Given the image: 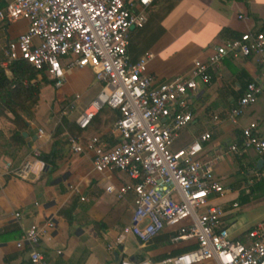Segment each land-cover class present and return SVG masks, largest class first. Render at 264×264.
<instances>
[{"label": "built area", "instance_id": "obj_1", "mask_svg": "<svg viewBox=\"0 0 264 264\" xmlns=\"http://www.w3.org/2000/svg\"><path fill=\"white\" fill-rule=\"evenodd\" d=\"M153 1L6 0L0 9V25L20 20L27 25L8 43L4 56L8 64L17 58L27 60L56 88L63 86L70 70L89 67L98 92L74 119L80 129L90 126L103 107L119 111L112 125L119 138L116 143L97 134L85 139L67 136L73 152L89 154L96 172L116 170L128 177V182L117 187L106 186L117 199L133 196L128 223L107 249L123 243L127 236L144 244L162 231L171 233V244H194L159 261L119 258L117 264H264V227L246 231L242 239L231 238L222 225L223 209L209 203L210 197L224 192L213 174L214 159L200 156L209 133L204 131L186 146L173 149L180 131L192 119L197 81L208 82L209 70L225 57L262 55L264 33L250 31L225 38L212 47L208 61L194 60L189 74L155 82L148 70L152 53L144 50L132 62L127 52L131 31L144 26ZM260 91L259 85L246 83L227 120L234 123L246 107L256 103ZM79 99L76 93L67 101L61 116L75 111ZM240 137L242 149L258 156L264 153V139L257 136L254 124L241 128ZM229 150L238 151L239 144L232 142ZM40 155L34 149L33 159L12 169L6 163L5 168L27 179L36 162L41 163L39 170L44 168L43 161H38ZM263 175L264 168L254 177ZM71 188L80 192L77 186ZM54 227L46 219L23 230L14 245L25 248L28 264H48L38 245Z\"/></svg>", "mask_w": 264, "mask_h": 264}, {"label": "crops", "instance_id": "obj_2", "mask_svg": "<svg viewBox=\"0 0 264 264\" xmlns=\"http://www.w3.org/2000/svg\"><path fill=\"white\" fill-rule=\"evenodd\" d=\"M5 4L6 0H0V9ZM146 16L144 26L131 31L129 37L136 33V43L128 52L133 58H139L143 50L152 53L148 70L155 82L189 74L194 60L208 61L212 47L225 38L250 31L264 33V0H154ZM13 23L0 25V61L9 75L11 62L8 64L4 49L26 27L15 30ZM261 54L225 57L209 70L208 82L197 81L192 119L173 144V149H178L198 134L209 133L210 139L203 143L200 156L214 159V177L224 187V192L210 197L209 203L223 209L222 225L236 239L256 226L264 227V175L260 179L254 177L264 168V153L258 156L240 145L241 128L249 123L255 125L257 136L264 139V50ZM87 69L94 81L93 71ZM248 82L260 86L259 97L232 123L226 116ZM50 86L52 83L43 85L37 103L20 111L27 123L22 131L26 143L15 151L9 142L14 115L0 106V264H28L25 248H16L14 244L31 223L46 219H51L55 227L38 247L48 264H109V256L115 262L112 264H117L119 258L138 261L181 248L183 245L178 243L150 247L127 236L108 251L107 245L115 242L128 223L133 196L127 194L117 199L106 186L117 187L128 182V177L116 170L96 172L89 154L73 152L67 136L85 139L97 134L110 143L118 142L112 130L115 110L104 107L86 129L77 126L75 117L98 92V83L94 82L95 92L74 113L66 115L64 131L55 134L56 126L62 124L60 110L66 100L58 97L51 102L49 96L45 97L43 91L49 95ZM232 142L239 144L238 151L229 150ZM34 149L56 154V167H45L43 162L44 168L39 170L41 163L36 162L27 179L13 176L5 168L6 163L12 169L33 159ZM260 159L261 166L257 168ZM71 186H77L80 192ZM100 238L112 241L105 242V255L97 251ZM127 241L134 245L131 250H124Z\"/></svg>", "mask_w": 264, "mask_h": 264}, {"label": "trees", "instance_id": "obj_3", "mask_svg": "<svg viewBox=\"0 0 264 264\" xmlns=\"http://www.w3.org/2000/svg\"><path fill=\"white\" fill-rule=\"evenodd\" d=\"M135 34L130 36L128 39L127 52L130 49V46L135 45L134 43H136ZM234 37L236 36H231L228 38ZM130 58L132 62H135L138 59L137 57ZM8 70L10 72V75L7 73L6 68L1 65L0 61V106L14 115L12 120L14 128L9 129V142L11 148L13 149V151H15L17 147L26 143L22 131L26 129L27 123L21 117L22 114L19 108H22V110H26L34 106L37 103L40 88L45 84H50L51 82L48 81L43 71L37 70L30 62L21 58L14 59L9 64ZM39 76L40 78L37 79ZM24 81L26 82V85L23 83ZM118 116L119 111L115 110V116L113 119L117 118ZM65 117L66 115L62 116V124H58L56 126L55 134H59L64 131L63 126L68 123V120ZM71 133L75 134L74 132H72V128ZM38 158L45 163V167L52 168L56 167L57 165V160H55L56 154L54 153H41ZM170 238V232L162 231L144 244L150 247L156 245H166L170 243ZM242 238L243 236L239 239ZM192 247H194V244L184 245L179 249H172L168 252H162L160 254L154 255L150 257V259L153 261H159L163 258L181 253V251H185Z\"/></svg>", "mask_w": 264, "mask_h": 264}, {"label": "rangeland", "instance_id": "obj_4", "mask_svg": "<svg viewBox=\"0 0 264 264\" xmlns=\"http://www.w3.org/2000/svg\"><path fill=\"white\" fill-rule=\"evenodd\" d=\"M26 26V22L24 20H20L16 23H13V28L15 30H22ZM86 67L85 69L81 68H74L68 72L66 75V82L63 84V86L56 88V87H51L50 88V94L47 95L48 91H43L45 97L49 96L51 99L50 101L52 102L54 99L58 97H63L66 101H70L76 93H79L81 95V98L79 99L77 109L82 106V103H85L88 98L91 97V95L95 92V88L92 86L94 85L95 81L91 80L92 74L89 72V70ZM38 79V78H37ZM65 105L62 104V107ZM33 107V106H32ZM20 111H23L22 108H19ZM69 113H74V111H69ZM105 242H112L110 239H99L98 245L100 247L97 248V251L99 252L101 250L102 253L107 254L108 251L105 249ZM133 244L131 242L127 241L124 246V250L128 248V250L132 249ZM134 246V245H133ZM111 252V251H110ZM126 252V251H125ZM107 256V255H106ZM108 263L112 264L115 263L113 262L112 258L109 256L108 258Z\"/></svg>", "mask_w": 264, "mask_h": 264}, {"label": "water", "instance_id": "obj_5", "mask_svg": "<svg viewBox=\"0 0 264 264\" xmlns=\"http://www.w3.org/2000/svg\"><path fill=\"white\" fill-rule=\"evenodd\" d=\"M23 135H24V136H26V134H25V133H23ZM260 163H261V159H260V160H258V162H257V168H260V166H261V164H260Z\"/></svg>", "mask_w": 264, "mask_h": 264}]
</instances>
